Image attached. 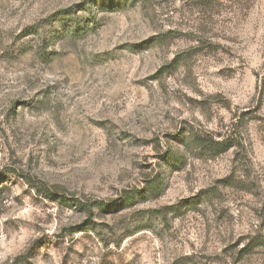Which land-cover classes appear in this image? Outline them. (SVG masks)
<instances>
[{"label": "rangeland", "instance_id": "rangeland-1", "mask_svg": "<svg viewBox=\"0 0 264 264\" xmlns=\"http://www.w3.org/2000/svg\"><path fill=\"white\" fill-rule=\"evenodd\" d=\"M0 264H264V0H0Z\"/></svg>", "mask_w": 264, "mask_h": 264}]
</instances>
